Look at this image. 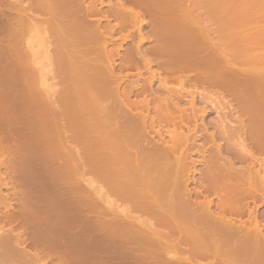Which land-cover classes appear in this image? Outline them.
Here are the masks:
<instances>
[{"label": "bare ground", "instance_id": "6f19581e", "mask_svg": "<svg viewBox=\"0 0 264 264\" xmlns=\"http://www.w3.org/2000/svg\"><path fill=\"white\" fill-rule=\"evenodd\" d=\"M107 1L105 2V0H93L87 5L86 0H0V75L6 74L7 76H9L15 73L13 69L10 67V64L13 62L14 59L21 57H33L29 53L25 54L23 49L24 46H26L29 37L31 36L38 37L40 41L39 44L42 45L49 44L51 47L53 46V49L57 52V56L55 58V63H57L56 69H58V65L60 66V64L62 67L64 66L62 65V63L64 64V60L66 58L64 59L63 57L64 55H66L65 53H67L68 49H69L68 52H70V46H68V44L71 43V41H73L74 39L71 41L67 39L66 36H69V33L73 31L77 32V35L74 34V36L76 35L75 38H78L76 39V41L79 42V45L80 44L84 45L83 43L86 42L88 44V42L96 41L95 43L98 45V49L96 50L97 51L96 53L94 52L95 54L93 53L95 55L93 57L97 58L96 62H98V64L97 63L95 65L92 64L93 67L89 70L80 69L82 66H84V64H87V62L91 60V59L89 60V58L91 57L90 53L92 52L90 51V53H87V52L79 51L78 54L79 77L76 76V78L79 79V87L78 85H76L77 83H75L74 87L79 89V92L76 95H79L80 93L81 96L83 95L82 99L87 100V101L84 100L85 101L84 103V101L81 99L83 102L80 103H82V105L84 103L85 105L91 104L93 106L91 110L93 109L92 114L95 116L96 119V121L93 120V122L96 123L87 120V122L89 121L90 123L93 124L90 123L89 124L86 123V124H88V126H90L91 129L93 130V131L91 130L90 132V134L93 133V138L91 139H95L96 142L98 143V146H95L98 147L97 149L98 152H97V158L95 157L96 162L94 163H96V165L99 163L105 164V162L106 165L107 163L109 164L106 169H105L106 166L104 167L102 165L101 167L103 168V170L99 171L98 168V170L96 169L95 171H97V173L100 175L101 178L105 180L107 179L106 181L107 182L109 181L108 183H110L115 187L114 188L116 189L114 193L116 195L115 197H117V199L120 201L123 200V202L124 201L130 202L131 208L129 207V210H125V209L121 210L117 205L118 202L115 203V199L114 202L111 199H110L111 201H109V198L107 196L105 198V195H103L102 193L103 189L102 190L97 189L98 190L96 192L97 194L94 193L95 195H93L94 196L93 198L94 199L96 198V200L91 201L90 198H92V196H90V198L85 197L86 199L89 198L87 199V201L92 202L89 204V202L87 203L85 199V203L91 205L90 206L91 209L86 208V210L89 209L90 215H93L95 218L93 219L90 218L89 215H85L88 223L86 224L85 218L82 215V217L84 218V223L82 222L81 223L82 225L95 227L97 230L102 232V234H100L98 231L96 232L93 229H91L92 231H94V234H96V236L99 237L100 235H103L101 236L102 243L99 244L100 241L97 242L96 240L93 241L90 240L92 242L95 241L96 243L83 240L84 238L83 234L87 232L86 226L82 230V234L81 231L78 232V230L81 229L83 226L82 227L80 226L81 228L79 227V229L77 228L78 229L77 234L79 236L80 233L81 237L80 236L79 237L84 241L83 243H81L82 240L80 241L78 239L79 238L78 236L77 239L80 241V244L79 242H77L78 240L74 237L76 235L74 236L70 235V237L67 236L69 234L76 233L74 232L76 231V228L74 230V228L72 227V225L74 224L68 226L66 223H62L65 221L62 220L61 222L60 220L64 217V215L70 214L71 212H72L71 214L74 215V212L76 210V209L75 210L72 209V207L74 208V206L70 205L72 207L69 209L67 208L68 206L64 207V202H63V208H62L61 207L62 202L59 200L60 201L59 204L61 203V206L59 208H56L58 207L57 206L58 204L57 203L55 204V202H53L55 205L53 203L52 204L50 203L52 201L50 200V196L47 193L48 190L47 191L45 190L43 193H35L34 190L36 189L34 188H33L34 190H31L28 187H25L21 190L18 189L17 186L18 181L14 179L16 178V176L18 177L19 181L21 180L23 186L24 185L30 186V184L33 182L32 180L33 178L30 176L29 173L31 171L28 172L26 170L31 169L32 168L31 164H33L34 162L31 163L32 160H30L31 164L30 163L27 164L26 163L27 161L24 160L26 157H23L24 159L22 158L23 159L22 160L20 159L21 156L19 157L16 156L17 154L14 151L17 150L21 153L22 156H27V159H30L28 155L23 154L24 151H21L24 147L26 148L27 144H25L24 142L20 144L17 138V136L19 135L18 132L16 133L17 136H15V138H13L14 135L11 134L12 132L9 133L11 131V126L9 127L8 126L9 124H6L5 122L4 118L6 116L5 113L6 111L4 110L3 113L1 109L4 107H2L0 109V206L4 207V211L3 209H2L3 212L0 210V214H1L0 215L1 216L0 217V264H49V262L52 259L56 261V263L54 262L55 264H114L116 263L117 260H119L118 258L117 259L114 258V260L116 259L115 262L112 260L111 256L114 257L113 255L117 254L114 253V250L116 251L118 250L117 252L121 251V254H118L119 257L120 256H122V258L126 257V260L128 258L133 259L134 260L133 263L135 264H197L196 262L197 261L199 262L198 259L200 257H206L207 255H212L214 258L221 257L219 258V261L218 258L217 259L211 258L214 261L217 260L218 264H224V262L226 261L225 259L224 261L221 260V262L223 263H219L220 259L223 258H226L227 260L231 259V262L234 259V263H237V261H239L237 257L241 255H243L245 258L246 255L249 256V258L247 257L248 259L246 258L247 260L243 264H264V224L259 219L260 217L258 215L253 216L254 215L253 213L255 212L252 211L253 209L247 210L248 211L247 213L250 214L248 221H243L239 218L235 219L236 217L233 218V216L231 217L229 215V214H235V215L237 214L239 216L243 215L246 212L245 206H247L244 205L245 203L244 201L248 198L258 197L257 198L258 201L260 198L262 200L264 199V158L257 157L255 155V151L251 148L252 146L249 147L250 145L248 146L246 142L243 140L244 142L240 144V146L238 147H241L240 148L242 151L241 153H243L242 155L243 163L244 160L246 162L244 163L245 166L238 167L234 161H231L230 159L227 158V156L225 157L224 155H222L223 152L222 147L216 143L217 138H215V134H214L215 132L213 134H208L207 139L204 138L212 142V144L215 147V149L214 148L212 149L216 151V154L211 153L210 155L214 154L213 157L212 156L210 158L208 157L207 158L208 160L205 159L206 160L205 163L207 164L205 168L207 169H204L206 171H204L205 174L203 173V175L205 176L204 178L205 181H207V184L205 186L203 185L201 186L204 187L205 189L208 188L210 191H213L215 195H217L216 193H218V191L220 192V190L226 191L224 192V194H222L223 197L221 195H218L220 197L219 199H221L222 202V205L220 204L221 207L219 205V208H221V210H219V208L218 210H216L217 208L216 209L213 208L214 201L211 200V198H209L210 196L209 197L202 196L200 190L201 186L198 187L199 188L198 189L196 185L197 184L196 177L195 179L192 178L193 180L191 181V178L189 179L188 177H185L186 173L187 174L189 173L186 171L189 170H186L185 171L186 173L183 172L185 170V167L187 168V166L190 163V162L187 163L188 165L185 166L186 165L185 160L187 154H185L184 152L186 150H189V149L185 150V147L186 145H188V143L190 144V139L193 141L192 144L193 148L191 146L192 149L195 150L194 147H197L196 150L197 152L200 151V155L202 151L203 152L205 151V150H200L202 149L203 145L200 144L199 142L200 135L197 134V129L199 128L197 120L199 121L198 119L199 117L203 119L202 117H204V115L206 114V110H205L206 108L204 110L202 109V107L198 108L200 105L199 106L197 105L198 107H196L195 92L198 91V89L191 91L193 85L194 86L196 85V87L197 85H199L200 87H202V89L203 88L206 90L209 89V93L213 91L212 90L213 88L215 90L217 87L221 90H224L225 93L234 96L240 103H242L244 110L251 112L249 115L250 126H248L247 128H249L248 131L249 134L251 135V139L253 140L252 143H254L255 148H257L258 150L260 151L264 150V135L262 134L263 135L262 136L260 134L259 135L257 134L259 130H261L262 132L263 131L262 129L264 128V103L261 104L259 107L254 108L253 106V102L255 100L260 98H262L261 100H263L264 98V66L258 67L261 64L264 65V53H257L256 51H252L254 50L255 43L260 44L261 42L264 41V31H262L259 34V36L255 37V39L251 40V42L248 43V45H245V47L240 46L241 48H237V47L235 48V46L232 45L234 46L232 47V49L233 48L234 49L231 50L232 52L230 53L228 52L226 54L225 52H223L226 51L225 48L224 50L223 48L221 49L218 47V44L216 43L218 40L216 39L217 41H214L211 38L209 40L208 36L210 34L217 32L218 33L220 32L222 34L223 29L227 24H229V22L233 23L234 21L238 20L241 25L243 26L248 25L250 23L249 19L243 16L228 17L223 15L222 17L221 14L220 15H218L219 13L217 14L218 4H216L217 3L215 2L216 0H204V1L198 0L199 3L201 4L203 3L202 6L203 7L205 6L208 9L207 11L208 12L210 11L211 14H209L210 13L209 12L208 15L206 16L205 14L204 17L201 14H199L201 16L198 15L199 17H197L196 14L195 18H193L194 17L193 16L192 17L193 19H190V23L188 18H190L191 16L185 18L187 19L190 25L194 26L192 30L194 32V36L197 38L196 40L197 41L200 40V42L202 41V43L206 42L205 45L207 44L206 46L209 49H206V47L204 46L206 49L205 52L203 51L204 47L200 48L203 49L202 51L204 52V53L200 52L201 55L203 54L202 57L199 56V54L197 55V53L199 52V50H197L198 52L196 51V55L192 54L194 57L195 56L197 57V58L195 57L196 59L188 56H183L184 58L183 61L181 60L177 61L176 60L177 58L175 60L174 59L172 60V58L175 57L173 55H172L173 57L171 56L170 52L172 51H170L169 53L171 58L169 56L167 57L166 56L167 54L166 55L163 54L161 63L159 62L160 65L157 63L158 64L157 69H155L156 67L153 66L154 64L152 61L147 60L145 59V57L142 56L139 49L131 50L132 51L130 52L131 54L129 53L128 54L131 57H134V55H136L139 56L138 58L143 59L142 61H144V66L143 65L142 66L145 69L144 71H148L147 73H149L152 79L148 83L146 82L147 85H144L145 88L143 87L138 90V93L140 95L151 94L150 98L146 96L139 101H131L128 99L130 98V95H132L133 91L139 87L137 83L138 79L137 81L134 79L135 82L133 81L132 84H131L132 80L130 79L131 81H130V86L128 84L129 86L128 89L127 90L125 89L123 94L120 93L119 88L123 83V81L126 79V77L119 75L117 72L116 73L118 75L115 74L114 68L109 65V61H111L112 59V58L110 59V52L112 51L109 50L111 49L109 47L113 43L116 44L115 42L116 40L114 37L116 27L118 26L129 27L131 23L138 25V24H142L143 21L141 22V20H139L141 16L140 13L132 8L127 7L124 0H116L115 2H113L112 0H107ZM143 3L145 4V0H133L132 4L142 6ZM253 3H258L259 5H263L264 0H255L253 1ZM106 4L113 5V7H115V5L118 4L114 9L115 13L113 11L112 12L117 17H119L120 21L115 26L111 24H107L106 28H104L105 29L104 31L101 28L102 26L100 27V24L98 25L96 24V23H100L101 19H104V17H100L99 18L100 21L97 19L95 25L92 24V20L90 17L93 15L101 16L102 13L101 7L105 6ZM183 16H181V18ZM169 18H172V16ZM173 18H174V14H173ZM178 18L180 17H177V19ZM157 21H159V18L158 20L156 19L155 23ZM163 21H165L164 18ZM187 21L183 23L186 24ZM165 22H168V20ZM173 22H174L173 19L172 20L170 19L168 25H172ZM188 23L185 26L190 28L191 26L188 25ZM201 23L202 25L203 23H205L203 25L205 27L201 26L200 25ZM208 23L212 25L208 26L209 25ZM163 25L167 26V24L165 23H163ZM140 26L141 25L137 27L140 28ZM158 26H160V24ZM176 27L177 26H175V28ZM163 28L165 30V27ZM159 29L160 31L162 30V28L157 27L156 31L154 28V31L157 32L158 35L161 34V37L163 38L165 33L162 34V32H159ZM185 31L190 32V30H186V29ZM174 33L176 34L177 32ZM174 33L169 35L173 36ZM221 34L220 37L222 39ZM139 35L141 36L140 39L139 38L138 39L140 41L142 40L144 41L145 39L144 36H142V34ZM169 35H165V36H168L169 38ZM179 36L180 35H178V38H181ZM128 38H129L128 34L127 36L124 35L125 40ZM64 41L65 43H63ZM164 41L165 40H163V42ZM221 41L224 42V40ZM194 43L196 44V42ZM224 46H226V43ZM229 46L231 47V45ZM159 47L161 48V46ZM159 47L157 48L159 49ZM163 49L164 46L162 50ZM159 50L156 49L155 50L156 53L154 51V53L157 56L159 54V53L157 54V51ZM251 51L253 52L252 54ZM36 52L34 51V54L40 55V53H42V52L40 53L39 52L36 53ZM71 52L74 53L73 51ZM254 52H256L257 54H254ZM163 53H165V51ZM160 54L161 55L159 56L161 57L162 53L160 52ZM138 58L136 57V59ZM164 58L166 59L168 58L169 60L166 59L164 60ZM34 59L35 58L33 57V60ZM136 59H132V60L136 61ZM134 62L132 63L134 64ZM130 63H128L127 65H129ZM36 65L38 66V68L35 65L32 64L30 65L28 63L19 70L20 71L19 73L16 74L18 76L19 75L31 76L33 79V84H35V82L38 81L39 83H37L36 85L37 86L39 85L38 87L43 86L41 89L33 85L34 89L38 88V90L37 91L35 90L33 93L37 92L38 94L39 90L43 91L46 87L47 88L49 87V89L51 88V83H48V80L50 81L49 77L53 75V71L51 69L50 70L48 69L47 71L46 70L47 67H45L46 69H42V67H40L39 62ZM67 66L68 64L64 66V68ZM55 67L56 66H54L53 68ZM158 67L159 69L162 70L163 73H165V75L161 73V70L160 71L158 70ZM260 68L263 69L259 70ZM56 71L57 73L59 72L58 74H62L64 73L65 70L62 71V69L61 70L59 69ZM139 71L140 70H138V72ZM141 75H138V77L139 76L141 77ZM9 77L11 78V76ZM128 77L129 76H127V78ZM113 81L114 83H117V86L116 87L112 86L113 88L112 89L110 88V85L111 83L114 84ZM193 81L195 82V84L192 85ZM155 82L158 83L157 93H162V96H157L156 90L154 88ZM8 83H10L9 80ZM42 83H44L46 87L44 85H41ZM176 84H178V86H176ZM74 87L71 88L73 89ZM53 89L55 88L52 87V89L49 90V92L47 90L46 93L49 94ZM45 91L42 93L45 94ZM218 92H222V91L219 90ZM203 94L207 95V93L205 94V90ZM222 94L223 93H221V95ZM85 95L87 96V98L88 95L90 96L93 95L94 97L91 98L89 96L90 98L87 99ZM163 95H167V96H163ZM183 95H191V99H189V101L187 100L188 101L187 105L191 108L190 109L191 112L187 111L188 109L186 105L184 106L181 105L183 99L186 98ZM38 98L40 99L43 97H38ZM154 99L155 100L157 99L155 102V104L157 103L156 105H153L152 101ZM40 102L39 104H42ZM42 102L44 104L46 103L44 102V100ZM211 104L213 105L214 102H211ZM82 105L79 107L81 108ZM152 105L155 106V110L154 108H152ZM1 106H3V104ZM82 108L84 109L85 106ZM82 108H81L82 111L86 109L85 108L83 110ZM111 108L112 109L114 108L113 111ZM152 109L154 114L151 116L149 113L151 112ZM6 110H9V107L8 108L6 107ZM86 110H88L89 112L90 109H86ZM154 111L157 112V114ZM3 114H5V116H3ZM39 114L38 116L40 117L42 114L40 115ZM201 125H202L201 129H203V125L205 124L203 123L200 124V126ZM19 126L17 128H19ZM86 126L84 125V127ZM156 126L160 128L162 127L168 128L166 130L167 133L166 135L169 138V139L167 138L168 140L162 136L161 131L159 130L157 131ZM191 126L193 128H191ZM12 127H13L12 129H14V126ZM82 127L83 125L81 126V128ZM47 128L48 126L46 124H41V125H37L34 131L40 135L43 134L47 130ZM150 128L153 134H151V132L148 131L150 130ZM184 128H186L187 131L184 130ZM155 129L156 132L154 131ZM199 129L198 131H200ZM15 130L14 132L17 131ZM25 130L27 133H24ZM25 130L23 131V134L21 131L23 137L28 133H33L29 129H25ZM203 130H207V127H204ZM18 131H20V129ZM51 132L52 131H50V133ZM262 133H264V131ZM7 134H9L11 138ZM82 134L84 136L86 135L84 133ZM39 135L37 136L35 135V136L43 139V136L45 134L41 136ZM51 135H53V133H51ZM156 135L158 136L159 141H157L158 139L155 140ZM36 137H33V139H35ZM45 137L48 138V135L46 134ZM52 138H48V139L51 140ZM37 139L38 138H36L35 140ZM35 140L33 141L35 142ZM42 143L44 142L42 141ZM49 143L51 142H48V144ZM5 152L6 154L8 153V156L10 155L12 156L11 158L7 156L8 160L2 162L3 160L1 158L3 153L5 154ZM30 152H32V150ZM12 153H15V156ZM20 153H18V155H20ZM13 156L17 157L18 161H15ZM43 158H45V156ZM92 160L95 159L93 158ZM200 160H198V162ZM186 161L188 162L189 160ZM192 163H194V158L192 159ZM246 163L248 164L246 165ZM256 164H258L259 166V167L257 166L258 168L256 167ZM29 165L30 168H27ZM201 165L204 166V164ZM3 168L6 169V170L4 169L5 171L7 170L9 171V172L7 171L9 173V177L7 178L8 181L6 179L1 178L3 175L2 174ZM95 168L96 167H94L92 170H94ZM214 171L218 172L216 174L217 176L213 174ZM147 173H153L154 174L153 178H150L149 176L148 178L145 177V174ZM183 173L185 174L183 175ZM194 173L196 172L194 171ZM194 173L192 172V174ZM12 175H16V176L13 177ZM106 175H109V177L105 178ZM203 175L201 176L203 177ZM33 177H36V175ZM202 179L203 178H201V180ZM40 183L42 186L43 182ZM101 183L103 184V182ZM20 184L21 183L19 182V185ZM191 185H194V187L193 186L191 187ZM48 186L51 185L48 184ZM3 188L7 190V193H5V191H4L5 194L3 193ZM43 188H45V185ZM60 188L61 187H59V189ZM56 190L57 189H53V190L51 189L52 192ZM62 190L63 189H60V191ZM11 193L13 194L14 197L13 196L11 197L10 195ZM72 193L73 192H71V194ZM53 194L55 195L57 194V192H53ZM58 194L57 196L60 198ZM63 194H65V192H63ZM82 195L83 193L81 194V196ZM95 196L97 197L99 196L98 197L99 200L104 199V202L106 199L109 208H103L104 206L96 208L97 204L99 206L102 203L101 201H100L101 203L97 202V204H95L96 205L95 207L92 206L94 201H98L97 197ZM12 198L15 199V201L16 200L18 201V203L14 201L18 209L15 208L14 210V204L12 203L13 201ZM82 202L84 201L82 200ZM79 206L81 207V210H83L84 212V208H85L84 204H79ZM61 208L62 209L65 208L64 209L65 211L62 210ZM71 209L72 211H70ZM76 211L78 212V208ZM131 211H135L138 213L132 214ZM83 212L82 214H84ZM79 213L81 214V211ZM87 213L88 212H86L85 214ZM80 214H78V216L76 214L74 217L77 216L76 218L79 219ZM110 214H112L113 216L108 217ZM82 217L80 218V221L83 220ZM51 220L53 221V223L54 220L56 222L60 221L61 224L66 225L68 228L70 227V229H68L69 231L67 232L65 231L64 229L66 228L65 226L62 225L59 226L60 222L59 223L57 222L58 225H56L55 222L56 226L55 225L52 226L53 223ZM89 227L87 228L88 233L91 232L89 233V235L91 234L92 236V231H89L90 230ZM158 227L164 228L165 231L159 230ZM166 228L169 229L168 232H166L167 231ZM64 232L65 234L69 232L66 235L68 238L65 237ZM88 233H86L87 236ZM98 233L99 235H97ZM93 236L96 237L95 235ZM89 237L90 236H88V238ZM101 237H99V239L97 240H100ZM201 237H204L205 240L203 244L200 242L198 244L197 240H199V238L201 240L202 239ZM92 238L93 237H91V239ZM193 242H195L199 246L198 245H197L198 247L192 246ZM207 257L210 260V257L209 256ZM243 260L241 261L243 262ZM241 261L240 263L237 264H242ZM227 262L229 263V261H226L225 263L228 264ZM117 264H120V262ZM207 264H211V263H207Z\"/></svg>", "mask_w": 264, "mask_h": 264}, {"label": "rangeland", "instance_id": "374dc122", "mask_svg": "<svg viewBox=\"0 0 264 264\" xmlns=\"http://www.w3.org/2000/svg\"><path fill=\"white\" fill-rule=\"evenodd\" d=\"M93 0H86V4L88 5V3H90V2H92ZM107 0H105V2H106ZM113 2H115L116 0H112ZM125 1V4H126V6L127 7H129V8H132V9H134V10H136V11H138L139 13H140V19L139 20H141V22H142V24H138V25H136V24H133V23H131L130 24V26L129 27H123V26H118V27H116V30H115V33H114V37H115V42H116V44L115 43H113L112 45H110V47L109 48H111V49H109L110 51H112V52H110V59H111V61H109V65L111 66V67H113L114 68V72H115V74H119V75H122V76H124V77H126V79L123 81V83L121 84V86H120V88H119V91H120V93H124V90L126 89H128V87L130 86V81H131V84H132V82L134 81V79L137 81V79H138V81H137V83H138V88H136L134 91H133V93H132V95H130V98L128 99V100H131V101H139V100H141V99H143V97H148V98H150V95L151 94H147V95H143V94H139L138 93V90L139 89H141V88H143L144 87V85H147L146 84V82L148 83L149 81H151L152 79H151V77H150V75H149V73H147L148 71H144L145 69L143 68V66H144V61H142L143 59H141V58H138L139 56H136V55H134V57H131L129 54H131L130 52H132L131 50H136V49H139L140 50V52H141V54H142V56L143 57H145V59H147V60H150V61H152L153 62V66H155L154 68L155 69H157V65L159 64L160 65V63H161V59L163 58V54H167L166 56L168 57H170L171 58V56L173 55L175 58H172V60L174 59H176L177 61H183V56H188V57H191V58H195L192 54H194V55H196V51L197 50H199V52L197 53V55L199 54V56H201L202 57V55H201V53L204 51L205 52V50L206 49H209L206 45H205V43L203 42L202 43V41L200 42V40H196L197 38L194 36V32H193V27L194 26H192V25H190L189 23H190V19H193V18H195V16H196V14H197V17H199V16H205V14H206V16L208 15V13L210 12H208L207 10V8L205 7H203L202 6V4L201 3H199L198 2V0H177V1H175V0H145V4L143 3L142 4V6H138V5H136V4H132L133 3V0L131 1H129V0H124ZM161 1V2H160ZM201 1H204V0H201ZM253 1H255V0H253ZM253 1L252 0H216L215 2H217L216 4H218V7H217V14L218 15H222V17H223V15L224 16H231V17H233V16H243V17H246L247 19H249V21H250V25L248 24V25H245V26H243V25H241L240 23H239V21L237 20V21H234L233 23H230L229 22V24H227L226 26H225V28L223 29V32H222V34L219 32H217V33H213V34H210L208 37H209V40H210V38L212 39V40H214V41H217L216 43L218 44V47L219 48H225L226 49V51H223V52H225L226 54L229 52H232L231 50H233L232 49V47H234L235 46V48L237 47V48H241V47H245V45H248V43H250L251 42V40H253V39H255V37H257V36H259V34L262 32V31H264V4L263 5H259L258 3H253ZM108 2V1H107ZM156 2H157V4H156ZM158 2H160V3H158ZM135 3V2H134ZM198 3V4H197ZM201 4V5H200ZM118 4H116L115 5V7L117 6ZM144 5V6H143ZM155 5V6H154ZM172 6V7H171ZM115 7H113V5H109V4H106L105 6H103V7H101V16H91L90 18H91V20H92V24L93 25H95V23H96V21H97V19L99 20V18L100 17H104V19H101V22L100 23H96L97 25L98 24H100V27L105 31V29L104 28H106V26H107V24H111V25H113V26H115V25H117V23L120 21V19H119V17H117L114 13H115V11H114V9H115ZM151 7V8H150ZM195 7V8H194ZM165 8V9H164ZM175 8V9H174ZM174 9V10H173ZM114 13H113V12ZM177 15H176V14ZM114 14V15H113ZM161 14V15H160ZM173 14H174V18H173ZM199 14H201V15H199ZM209 14H211V12L209 13ZM183 16L182 18H181V16ZM199 15V16H198ZM172 16V18H169V17H171ZM188 16L190 17V18H188ZM194 16V17H193ZM211 16V15H210ZM97 17V18H96ZM177 17H180V18H178L177 19ZM188 18V20H189V23H188V21H187V19L186 18ZM193 17V18H192ZM158 18H159V21H157L156 23H155V21H156V19L158 20ZM163 18L165 19V21H167L168 20V22H165V21H163ZM93 19H94V21H93ZM161 19V20H160ZM167 19V20H166ZM172 20L173 19V21L175 22H173L172 23V25H168V23H169V20ZM176 20V21H175ZM178 20V21H177ZM100 21V20H99ZM98 21V22H99ZM185 21H187V23H188V25H190L189 27L190 28H188L187 26H185L186 24H184L185 23ZM162 24H161V23ZM172 22V21H171ZM170 22V23H171ZM184 22V23H183ZM210 22V21H209ZM163 23H165V24H167V26H165V25H163ZM183 23V24H182ZM211 23V22H210ZM160 24V26H158V25ZM205 23H203V25H204ZM209 24V23H208ZM136 25V26H135ZM139 25H141L140 26V28L139 27H137V26H139ZM157 25V26H156ZM201 26H203L202 25V23L200 24ZM210 25H212V24H209L208 26H210ZM170 26V27H169ZM175 26H177L176 28H175ZM181 26V27H180ZM197 26V25H196ZM207 26V27H208ZM32 27V26H31ZM162 28V30L160 31V29H159V32H162V34L163 33H165V35H169V34H172V33H174V32H177L175 35L173 34V36L172 35H169V38H168V36H163V38L161 37V34L160 35H158L157 34V32H155L156 31V28ZM163 27H165V30H164V28ZM167 27V28H166ZM182 27H185V28H182ZM203 27H205V26H203ZM154 28H155V31H154ZM171 28V29H170ZM175 28V29H174ZM174 29V30H173ZM180 29V30H179ZM185 29L186 30H190V32L189 31H185ZM195 29V28H194ZM132 30V31H131ZM152 30V31H151ZM167 30V31H166ZM169 30V31H168ZM158 31V30H157ZM170 31H171V33H170ZM174 31V32H173ZM129 32H130V34H129ZM154 32V33H153ZM142 34V36H144V38L146 39V41H145V39H144V41L142 40V41H140L139 39H140V36L141 35H139V34ZM74 34H76L77 35V32L76 31H73V32H71V33H69V36H66L67 37V39H69L70 41L71 40H73V41H71V43H69L68 44V46H70V52L71 51H73L74 53H72L71 52V54H70V52H68L69 51V49L67 50V53H65L66 55H64V59L66 60V61H69V62H66L65 60H64V64L62 63V65H64V66H66L67 64H68V66L67 67H65L64 68V66L62 67L61 66V64H60V66L58 65V69H56L57 68V63H55V58H56V56H57V52L53 49V46L51 47L49 44H39L40 43V41H39V38L38 37H36V36H31V37H29V39H28V42L26 43V46H24V52H25V54H27V53H29L30 55H32L35 59L33 60V57H21V58H16V59H14L13 60V62L10 64V67L13 69V71L15 72V73H13L12 75H9V76H11V78L9 77V76H7L6 74H2V75H0V84H1V86H0V103H2L3 104V106H1L2 104H0V109L2 108V107H4V108H2L1 110H2V112L5 110L6 112V116H5V114H3V116H5V122H6V124H9L8 126L10 127L11 126V131L9 132V133H11V134H13L14 136H13V138H15V136H17L16 135V133L18 132V134L21 136L22 134H23V131L25 130V129H29L30 131H32L33 133H28L27 135H25L24 137H23V135L20 137L19 135L17 136V138H18V140H19V142H20V144H22L23 142L25 143V144H27L26 145V148L24 147L21 151H24V153L23 154H25V155H28L29 156V158L30 159H27V156H22L21 155V153L19 152V151H14V152H16V156H21V158L20 159H22L23 157H26L24 160L25 161H27L26 163L27 164H29L30 163V160H32V162L31 163H33V164H31L32 165V168H36L35 170L34 169H28V170H26V171H31V172H29L30 173V176L33 178L32 180H33V182L30 184V186H27V185H24L23 186V183L21 182V180L19 181L18 180V177L16 176V175H12L13 177H15L16 176V178H14L16 181H18V189H23V188H25V187H28L29 189H31V190H34V189H36V190H34L35 191V193H43L45 190L47 191L48 190V194H49V196H50V200L52 201V202H50L51 204L53 203V202H55V204L57 203L58 205V207H56V208H59L60 206H61V203L59 204V202L61 201L62 202V208H63V202H64V207L65 206H68L67 208H71L72 206H74V208L72 207V209H76L77 210V208H78V212L75 210V212H74V215L73 214H66V215H64V217L60 220L61 222H62V220L63 221H65V222H62V223H66L68 226H71L72 224H74V225H72V227L74 228V230H75V228H76V231H74V232H76V233H72V232H70V233H72V234H69V235H67V234H65V232H64V234H65V237H67V236H69L70 237V235L71 236H74V235H76V236H74L76 239L80 236V233H79V236H78V232L79 231H81V234H82V230L84 229V227L86 226V225H82V223H84V218H85V222H86V224H88L87 223V219H86V217H85V215H89V217L90 218H95L93 215H90V212H89V209H91V205H88L87 203L89 202V204L90 203H92V202H90V201H87V199H89L90 198V196H92V198L94 197L93 195H95V194H97L96 192L98 191L97 189H100V190H102V193H103V195H105V198H106V196L109 198V201H113L114 202V199H115V203H117L118 202V206H119V208L122 210V209H125V210H129V207L131 206V204H130V202H127V201H124L123 202V200H118L117 199V197H115L116 195L114 194L115 193V190L116 189H114L115 187L113 186V185H111L110 183H108L105 179H103V178H101L100 177V175L97 173V171H95L96 169L98 170V168H99V171L100 170H103V168L101 167L102 165L105 167V169L107 168V166L109 165L108 163H107V165H106V162H105V164L103 163V164H97L96 165V163H94V162H96V158H97V152H98V147H95V146H98V143L96 142V140L95 139H91V138H93V133L92 134H90V132H91V127L90 126H88V124L90 123V122H93V120L94 121H96V119H95V116L92 114L93 113V109L91 110V108L93 107L91 104H89V105H85L84 103H85V101L84 100H86V99H82L83 98V95L81 96L80 95V93H79V95H76V94H78V92H79V89L78 88H75L74 86H75V83H77L76 85H78V87H79V79H77L76 78V76L77 77H79V56H78V54H79V51H83V52H87V53H90V51L92 52V53H90V58H89V62H87V64H84V66H88L87 68L86 67H84V66H82L80 69H84V70H89V69H91L92 67H93V65L92 64H98V62H96V57L94 58L93 56H95L94 54L97 52L96 50L98 49V45L94 42V41H92V42H88V44H87V42L86 43H83L84 45H79V42H77L76 41V39H78V38H75L76 37V35L74 36ZM127 34H128V36H129V38L128 39H124V35H126L127 36ZM220 34L222 35V39H221V37H220ZM156 35H158V36H160V37H158V36H156ZM178 35H180L179 37H181V38H178ZM182 35V36H181ZM174 36H176V37H174ZM194 36V37H193ZM72 37V38H71ZM158 37V38H157ZM171 37V38H170ZM207 37V38H208ZM139 38V39H138ZM161 38V39H160ZM172 38H174V39H172ZM179 40H178V39ZM182 38H183V40H182ZM190 38V39H189ZM225 38V39H224ZM187 39V40H186ZM188 39H189V41H188ZM217 39V40H216ZM224 40V42H222L221 40ZM37 40H38V42H37ZM160 40V41H159ZM162 40V41H161ZM163 40H165L164 42H163ZM196 40V41H195ZM35 41H36V43H35ZM173 43H172V42ZM220 41V42H219ZM142 42V43H141ZM159 42V43H158ZM175 42V43H174ZM194 42H196V44L194 43ZM37 43H38V45H37ZM63 43H65V41L63 42ZM91 43V44H90ZM164 45H163V44ZM197 43H198V45H197ZM202 43V44H201ZM225 43H226V46H224L225 45ZM255 43V42H254ZM90 44V45H89ZM162 44V45H161ZM165 44H167V45H165ZM200 44V45H199ZM204 44V45H203ZM240 44V45H239ZM174 45V46H173ZM202 45V46H201ZM229 45H231V47L229 46ZM232 45H234V46H232ZM239 45V46H238ZM243 45V46H242ZM257 45H258V47H257ZM38 46V47H37ZM42 48H41V47ZM90 46V47H89ZM159 46H161V48L159 47ZM163 46H164V49L162 50V48H163ZM206 47V49H205V47ZM224 46V47H223ZM241 46V47H240ZM52 49H51V48ZM82 47V48H81ZM157 47H159V49H161V50H159ZM204 47V48H203ZM252 47H254V46H252ZM257 47V48H256ZM39 48H41V49H39ZM48 50H47V49ZM80 48H81V50H80ZM167 50H166V49ZM171 48H172V50H171ZM200 48H203V49H200ZM255 48H256V50H255ZM37 49V50H36ZM72 49V50H71ZM74 49V50H73ZM117 49H118V51H117ZM154 49V50H153ZM159 50V51H157V54H158V56L159 55H161L160 54V52L162 53V56L159 58L155 53H156V51L155 50ZM168 49H170V50H168ZM224 49V50H225ZM54 50V51H53ZM88 50H89V52H88ZM153 50V51H152ZM203 50V51H202ZM229 50V51H228ZM34 51L36 52H42V53H40V55L38 54H34ZM154 51H155V53H154ZM165 51V53H163ZM167 51V52H166ZM170 51H172V52H170ZM195 51V52H194ZM252 51H256L257 53H264V41L263 42H261L260 44L259 43H255V47H254V50H252ZM251 51V54L253 53ZM33 52V53H32ZM36 52V53H37ZM48 52V53H47ZM51 52V53H50ZM95 52V53H94ZM143 52V53H142ZM171 53V56H170V53ZM194 52V53H193ZM201 52V53H200ZM203 52V53H204ZM207 52V51H206ZM256 52H254V54H257ZM32 53V54H31ZM94 53V54H93ZM129 53V54H128ZM173 53V54H172ZM35 56H34V55ZM74 54V55H73ZM93 54V55H92ZM177 54V55H176ZM191 54V55H190ZM50 55H52V56H50ZM177 57H176V56ZM249 55H250V53H249ZM38 56H40V57H38ZM54 56V57H53ZM67 56V57H66ZM115 56V57H114ZM172 56V57H173ZM52 57V58H51ZM136 57L138 58V59H136ZM92 58H94V59H92ZM129 58V59H128ZM131 58V59H130ZM186 58V57H185ZM191 58H189V59H191ZM197 58V57H196ZM195 58V59H196ZM52 61H51V60ZM132 59H136V61L135 60H132ZM141 59V60H140ZM166 58H164V60H165ZM187 59V58H186ZM54 60V61H53ZM131 60V61H130ZM166 60H169L168 58L166 59ZM171 60V59H170ZM34 61V62H33ZM39 62V64H40V67H42V69H46L45 67H47V71H48V69L50 70H52L53 71V75L51 76V77H49V79H50V81L48 80V83H51V88L49 89V87L47 88L45 85H44V83H42L41 85H44L45 87V89L42 91V90H39V92H38V94H37V92H35V93H33L35 90L37 91L38 90V88H41L42 89V87L40 86V87H38L36 84L37 83H39L38 81L37 82H35V84H33V79H32V77L31 76H29V75H25V76H18L16 73H19L20 71V69L21 68H23L26 64H32V65H35L37 68H38V66L36 65V64H38V62ZM48 61V62H47ZM135 61V62H134ZM141 61H142V63H141ZM163 61V60H162ZM28 62V63H27ZM34 64H33V63ZM37 62V63H36ZM131 62V63H130ZM132 62H134V64L132 63ZM160 62V63H159ZM5 63V62H4ZM36 63V64H35ZM128 63H130L129 65H127ZM139 63V64H138ZM158 63V64H157ZM42 64V65H41ZM49 66H47V65ZM51 64V65H50ZM52 64H53V66H52ZM124 65V66H123ZM126 65V66H125ZM132 65H133V67H132ZM135 65H137V66H135ZM143 65V66H142ZM52 66V67H51ZM54 66H56L55 68H53ZM140 68H139V67ZM142 66V67H141ZM262 66H264L263 64H261V65H259L258 67H262ZM44 67V68H43ZM60 67H62V68H60ZM71 67V68H70ZM124 67H126V68H124ZM135 67V68H134ZM137 67V68H136ZM258 67H257V69H258ZM128 68V69H127ZM141 68H143V69H141ZM61 70L62 69V71H64V73H62V74H58L57 73V71L56 70ZM261 69H263V68H260L259 70H261ZM67 70V71H66ZM138 70H140L139 72H138ZM158 70L160 71L161 69H159V67H158ZM17 71V72H16ZM52 71H50V72H52ZM54 71H55V74H54ZM144 73H143V72ZM117 72V73H116ZM133 72V73H132ZM135 73V74H134ZM139 73V74H138ZM146 73V74H145ZM161 73H163L162 72V70H161ZM117 74V75H118ZM134 74V75H133ZM136 74H138V75H141V77L139 76L138 77V75H136ZM144 74V75H143ZM164 75H165V73H163ZM15 75H16V77H15ZM56 75V76H55ZM133 75V76H132ZM136 75V76H135ZM53 76H55V77H53ZM65 76V77H64ZM127 76H129L128 78H127ZM191 76H194V75H191ZM63 78H64V80H63ZM67 78H68V80H67ZM77 80H76V79ZM56 79H57V81H56ZM115 79V78H114ZM129 79V80H128ZM131 79V80H130ZM8 80H9V82L10 83H8ZM52 80V81H51ZM135 82V81H134ZM6 83V84H5ZM58 83V84H57ZM113 83H114V81H113ZM192 83V82H191ZM128 84H129V86H128ZM140 84V85H139ZM193 84H195V82L193 81V83H192V85ZM7 85V86H6ZM30 85H31V87H30ZM33 85H35V87H38V88H36V89H34V87H33ZM157 85H158V83H156L155 82V84H154V88H155V90H156V93H157ZM112 86H114V87H116L117 86V83H114V84H112L111 83V85H110V88H112ZM176 86H178V84H176ZM32 87H33V89H32ZM52 87L53 88H55V89H53L49 94L48 93H46L47 92V90L49 89V90H51L52 89ZM71 87H74L73 89L71 88ZM77 87V86H76ZM194 87H195V89H194ZM58 88V89H57ZM61 88V89H60ZM71 88V89H70ZM145 88V87H144ZM78 91H77V90ZM113 89V88H112ZM198 89V91H196L195 92V97H196V107H198L199 105V107L198 108H201L202 107V109L204 110L205 108V110H206V114L204 115V117H202L203 119H201V117H199L198 119H199V121L197 120V122H198V125H199V130L200 131H198V129H197V134L198 135H200V140H199V142H200V144L201 145H203L202 146V149H200L201 148V145H200V150H205L204 152H203V154H202V152H201V155H200V151L199 152H197V150H196V148L197 147H194L195 148V150L194 149H192L193 148V146H192V144H193V141L190 139V144L188 143V145H186V147H185V150L186 149H189V150H191V151H189V150H186V151H184L185 152V154H187V156H186V160H189L188 162L185 160V162H186V165L185 166H187L188 164L187 163H191V166H190V163H189V165L187 166V168L185 167V170L183 171V172H185L186 170H189V171H186V172H189L188 174L186 173V176L185 177H188L189 179L191 178V181L193 180L192 178H194L195 179V177H196V181H197V188L198 187H200L201 185H203V186H205L206 184H207V181H205V176L203 175V173L205 174V172L204 171H206V170H204V169H207V168H205L206 166H207V164L205 163L206 162V160H208L207 158L209 157H213V155L214 154H212V155H210L211 153H215L216 154V151L215 150H213L212 148H214L215 149V147H214V145L212 144V142L211 141H209V140H206L207 139V136H208V134H213L214 132V134H215V138H217L216 139V143L218 144V145H220L221 147H222V151L224 152V154H223V152H222V155H224L225 157L227 156V158L228 159H230L231 161H234L235 162V164L238 166V167H243V166H245V160H244V163H243V159H242V155H243V153H241L242 151H241V147H238V146H240V144H242L244 141L246 142V144L249 146V147H251L254 151H255V155L257 156V157H259V158H264V150H258L257 148H255V145H254V143H252L253 142V140L251 139V135L249 134V131H248V129L249 128H247L248 126H250L249 125V122H250V120H249V115H250V113L251 112H248V111H246V110H244V108H243V104L242 103H240L234 96H232V95H229L228 93H225V91L224 90H221V89H219V88H217L216 87V89L214 90V88L212 89V88H210V89H212L211 91L212 92H210L209 93V89L208 90H206V89H202V87H200L199 85H197V87H196V85L194 86L193 85V88L191 89V91L192 90H197ZM218 89V90H217ZM33 90V91H32ZM46 90V91H45ZM49 90H48V92H49ZM55 90V91H54ZM74 90H75V92H77V93H75L74 92ZM204 90H205V94L207 93V95H204L203 94V92H204ZM222 91V92H218V91ZM45 91V94H48V95H45L44 93H42V92H44ZM42 93V95H41V93ZM53 92V93H52ZM51 93H52V95H51ZM56 93V94H55ZM65 93H67V94H65ZM73 93V94H72ZM138 93V94H137ZM198 93V94H197ZM221 93H223L222 95H221ZM64 94V95H63ZM159 94H161V95H159ZM203 94V95H202ZM36 95H38V96H36ZM40 95V96H39ZM136 95V96H135ZM50 96V97H49ZM81 96V97H80ZM86 96V95H85ZM84 96V97H85ZM90 95H88V98H92V97H94L93 95H91L90 97H89ZM157 96H162V93H157ZM163 96H167V95H163ZM170 96H172V95H170ZM184 97H186V98H184L183 99V101L181 102V105H186L187 106V111H190L191 112V108L187 105L188 104V101H189V99H191V95H183ZM4 97V98H3ZM38 97H43V98H38ZM28 98V99H27ZM79 98H80V101H79ZM86 98H87V96H86ZM87 98V99H88ZM123 98H124V96H123ZM37 99H39V100H37ZM84 101V103H83V105L85 106V108L86 109H90L91 110V113H90V110H89V112H88V110H86L85 108V110L82 108V107H84L83 105H82V103H80V102H83L82 100ZM133 99V100H132ZM262 98H260V99H257V100H255L254 102H253V106H254V108L255 107H259L261 104H263L264 103V98H263V100H261ZM44 100V102H46L45 104L42 102ZM155 100V99H154ZM152 101L153 102V105H156L155 104V102H156V100L155 101ZM187 102H186V101ZM198 100V101H197ZM25 101V102H24ZM41 101V102H40ZM87 101V100H86ZM89 101V100H88ZM30 102V103H29ZM39 102L40 103H42V104H39ZM49 102V103H48ZM211 102H214V104L213 105H215V106H213L212 104H211ZM48 103V104H47ZM186 103V104H185ZM203 103V104H202ZM28 104V105H27ZM59 104V105H58ZM43 105H45V106H43ZM82 105V109L84 110V111H82L81 110V108L79 107V106H81ZM152 105V108H154V110H155V106H153ZM198 105V106H197ZM203 105V106H202ZM41 106H43V107H41ZM182 106V107H183ZM185 106V107H186ZM6 107L8 108L9 107V110H6ZM53 107V108H52ZM54 107H56V108H54ZM59 107V108H58ZM189 107V108H188ZM80 108V109H79ZM37 109V110H36ZM60 109V110H59ZM112 109V108H111ZM114 109V108H113ZM113 109H112V111H113ZM79 110H81V111H79ZM37 111H38V113H37ZM156 111H157V108H156ZM11 114H10V113ZM155 112V111H154ZM4 113V112H3ZM7 113H9V114H7ZM42 114L40 117L38 116V114ZM63 113V114H62ZM89 113V114H88ZM156 114H157V112H155ZM37 114V115H36ZM39 114V115H40ZM88 114V115H87ZM151 116L154 114L153 113V109L151 110V112L149 113ZM57 115V116H56ZM7 117V118H6ZM13 117H15V118H13ZM38 117V118H37ZM85 117H87V118H85ZM62 118V119H61ZM61 119V120H60ZM84 121H83V120ZM206 121H205V120ZM242 119V120H241ZM86 120V121H85ZM87 120H89L88 122H87ZM202 121V123H201V121ZM80 121V122H79ZM83 123H82V122ZM243 121V122H242ZM18 122H19V124H18ZM21 122V123H20ZM56 122V123H55ZM78 122V123H77ZM40 123V124H39ZM64 123H66V124H64ZM86 123H88V124H86ZM93 123H96V122H93ZM93 123H90V124H93ZM149 123V122H148ZM205 124V125H203V129H204V127H207V130H203V129H201L202 128V125L200 126V124ZM41 125V124H46L47 126H48V128H47V130L43 133V134H38L37 132H35L34 131V129H36V127H37V125ZM20 125V126H19ZM35 125H36V127H35ZM80 125V126H79ZM83 125V127L81 128V126ZM84 125L86 126V127H84ZM12 126H14V129H12L13 127ZM19 126V128H17ZM23 128H22V127ZM50 126V127H49ZM28 127V128H27ZM53 127V128H52ZM57 127V128H56ZM88 127V128H87ZM17 128V129H16ZM32 128V129H31ZM82 130H81V129ZM159 128V129H158ZM191 128H193L192 126H191ZM17 131H16V130ZM20 129V131H18ZM48 129H49V131H48ZM77 129V130H76ZM156 129H157V131L159 130V131H161V133H162V136L163 137H165V139H167L168 138V136L166 135L167 133H166V130L168 129L167 127L166 128H164V127H162V128H160V127H157L156 126ZM156 129L154 130L155 132H156ZM14 130L16 131V132H14ZM184 130H186V128H184ZM263 131H264V128L262 129ZM21 131H22V134H21ZM50 131H52L51 133H53V135H51V133H50ZM80 131V132H79ZM93 131V130H92ZM148 131H150L151 132V134H153L152 133V130H151V128H150V130H148ZM187 131V130H186ZM208 131V132H207ZM262 131V132H263ZM47 132V133H46ZM211 132V133H210ZM261 132V130H259L258 132H257V134L259 135H264V133H262ZM15 133V134H14ZM24 133H27L26 132V130L24 131ZM36 133V134H35ZM65 133V134H64ZM82 133H84V134H86L85 136L82 134ZM87 133H89V134H87ZM45 134V135H44ZM46 134L48 135V138H52V137H54V138H52L51 140H49L47 137H45L46 136ZM82 134V135H81ZM8 136H9V134H7ZM31 135H34V136H31ZM37 135H39V136H41V135H44L43 136V139H41L40 137H36ZM62 135V136H61ZM262 135V136H263ZM5 136H6V134H5ZM50 136V137H49ZM60 136V137H59ZM72 136V137H71ZM204 136V137H203ZM206 136V137H205ZM10 137V136H9ZM33 137H36V138H38L37 140H35V139H33ZM46 139H45V138ZM157 137V138H156ZM11 138V137H10ZM25 138V139H24ZM84 138V139H83ZM89 138V139H88ZM204 138H206V139H204ZM41 139V140H40ZM47 139H48V141H47ZM69 139V140H68ZM85 139H87V140H85ZM91 139V140H90ZM158 139V140H157ZM169 139V138H168ZM167 139V140H168ZM14 140V139H13ZM30 142H29V141ZM33 140H35V142L33 141ZM46 140V141H45ZM62 141V143H61V141ZM94 140V141H93ZM155 140H157V141H159V138H158V136L156 135L155 136ZM208 141V142H206V141ZM244 140V141H243ZM42 141L44 142V143H42ZM60 141V142H59ZM93 141V142H92ZM48 142H51V143H49L48 144ZM15 143V142H14ZM45 143H46V145H45ZM93 143V144H92ZM95 143V144H94ZM204 143V144H203ZM43 144V145H42ZM61 144H62V146H61ZM72 146H71V145ZM29 145H30V148H29ZM45 145V146H44ZM59 146V147H58ZM191 146H192V148H191ZM32 147V148H31ZM46 147V148H45ZM205 148V149H204ZM26 149V150H25ZM28 149H30V150H28ZM42 149V150H41ZM45 149V150H44ZM49 149V150H48ZM72 149V150H71ZM256 149H257V151H256ZM32 150V152H30ZM225 150V151H224ZM29 152V153H26V152ZM33 151H34V153H33ZM58 151V152H57ZM212 151H215V152H212ZM47 152V153H46ZM91 152H93V153H91ZM18 153H20V155H18ZM192 153V154H191ZM199 153V154H198ZM14 156H15V153H12ZM189 154H190V156H189ZM194 154V155H193ZM45 156V158H43L44 156ZM206 155V156H205ZM207 155H209V156H207ZM7 156H8V153L6 154V152H5V154L3 153V155H2V162H4V161H6V160H8V158H7ZM11 156L12 155H10V156H8L9 158H11ZM13 156V157H14ZM93 156V157H92ZM5 157V158H4ZM12 157V158H13ZM32 157V158H31ZM96 157V158H95ZM201 157V158H200ZM203 157V158H202ZM7 158V159H6ZM95 159V160H92V159ZM194 158V163H192V159ZM232 158V159H231ZM14 159H15V161H18V158L17 157H14ZM13 159V160H14ZM17 159V160H16ZM22 159V160H23ZM34 159V160H33ZM89 159V160H88ZM201 159V160H200ZM203 159H204V161H203ZM206 159V160H205ZM191 160V161H190ZM198 160H200L199 162H198ZM210 160V159H209ZM236 160V161H235ZM91 161V162H90ZM195 162H197V163H195ZM254 162H256V161H254ZM59 163V164H58ZM192 164H194V165H192ZM196 164V165H195ZM201 164H204V166L203 165H201ZM248 163H246V165H247ZM87 165V166H86ZM99 165V166H98ZM199 165V166H198ZM195 166V167H194ZM258 166V164H256V167ZM27 167V166H26ZM94 167H96L94 170H92ZM190 167V168H189ZM259 167V166H258ZM257 167V168H258ZM27 168H30V165L27 167ZM27 168H25V169H27ZM90 168V169H89ZM194 168V169H193ZM5 168H3L2 169V171H3V175H2V179H6L7 181H8V177H9V171L7 172V171H5L4 170ZM47 169V170H46ZM104 169V170H105ZM197 170V171H196ZM201 170V171H200ZM5 171V172H4ZM194 173V171L196 172V173H194V174H192V172ZM8 174H7V173ZM27 172V173H28ZM84 172V173H83ZM202 172V173H201ZM81 173V174H80ZM185 173H183V175L185 174ZM218 172L217 171H214V173L213 174H217ZM32 174V175H31ZM53 174V175H52ZM36 175V177H33V176H35ZM99 175V176H98ZM147 175V176H146ZM191 175V176H190ZM201 175H203V177L201 176ZM84 176H85V179H84ZM90 176V177H89ZM148 176L150 177V178H153V176H154V174L153 173H147V174H145V177H147L148 178ZM217 176V175H216ZM45 177V178H44ZM49 177V178H48ZM87 177V178H86ZM100 177V178H99ZM107 177H109V175H106L105 176V178H107ZM83 178V179H82ZM199 178V179H198ZM201 178H203L202 180H201ZM36 181H35V180ZM43 179V180H42ZM102 179V180H101ZM42 180V181H41ZM207 180V179H206ZM19 182L22 184H20L19 185ZM40 182H43L42 183V186H41V183ZM45 182V183H44ZM96 182V183H95ZM101 182H103V184L101 183ZM90 183V184H89ZM96 185V187H95V185ZM99 183V184H98ZM40 184V185H39ZM48 184L49 185H51V186H48ZM101 184V185H100ZM44 185H45V188H43L44 187ZM46 185H47V187H46ZM16 186V187H17ZM41 186V187H40ZM94 186V187H93ZM100 186V187H99ZM194 187V185H191V187ZM20 187V188H19ZM59 187H61L60 189H63L62 191H60V189H59ZM76 187V188H75ZM99 187V188H98ZM34 188V189H33ZM73 188H74V190H73ZM51 189L53 190V189H57L56 191H53V192H57V194L60 196V198L57 196V194H53V192L51 191ZM83 190V191H81V190ZM199 189V188H198ZM17 190V189H16ZM40 190V191H39ZM59 190V191H58ZM72 190V191H71ZM85 190V191H84ZM200 190H201V193H202V196H207V197H209V198H211V200H213L214 202V207L213 208H217L216 210H218V208H219V205L221 204L222 205V202H221V199H219L220 197L218 196V195H221L222 196V194H224V192H226L225 190H220V192L218 191V193H216L217 195H215V193L213 192V191H210L208 188L207 189H205L204 187H200ZM203 190V191H202ZM4 191H5V193H7V190L5 189V188H3V193H4ZM19 191V190H18ZM33 191V192H34ZM50 191V192H49ZM81 191V192H80ZM52 192V193H51ZM63 192H65V194H63ZM71 192H73L72 194H71ZM78 192H80V193H78ZM4 193V194H5ZM60 193H61V195H60ZM68 193V194H67ZM83 193V195L81 196V194ZM95 193V194H94ZM105 193V194H104ZM204 193V194H203ZM220 193V194H219ZM51 194V195H50ZM53 194V195H52ZM62 194H63V196H62ZM75 194V195H74ZM92 194V195H91ZM108 194V195H107ZM11 195V197L13 196V194L11 193L10 194ZM14 197V196H13ZM63 197V198H62ZM85 197H89V198H85ZM95 197H97V196H95ZM99 197V196H98ZM97 197V200L98 201H94V202H96V203H94L93 202V204H92V206H96L95 204H97V202L98 203H101L99 206H98V204H97V206H96V208L97 207H103V208H109V206L107 205V202H106V199H105V202H104V199L103 200H99V198ZM223 197V196H222ZM52 198V199H51ZM92 198H90L91 199V201L92 200H96V198L94 199H92ZM195 198V197H194ZM252 198V199H251ZM251 198H248V199H246L244 202V205H247V206H245V210H246V212L243 214V215H235V214H229L231 217L233 216V218H235V219H241V220H243V221H248V219H249V215L250 214H248L247 212V210L248 209H253L252 211H255L253 214V216H255V215H258L260 218V220H261V222H263V224H264V220H263V218H264V199L262 200L260 197V199H259V201H258V197L257 198H253V197H251ZM13 199V198H12ZM81 199V200H80ZM85 199H86V202L87 203H85ZM111 199V200H110ZM116 199H117V201H116ZM60 200V201H59ZM82 200L84 201V202H82ZM15 199H13V201H12V203L14 204V210H15V208H17L18 209V207L16 206V204H15V202H17L18 203V201L16 200L15 202ZM101 201V202H100ZM82 202V203H81ZM76 203V204H75ZM54 204V203H53ZM54 204V205H55ZM79 204H84V206H85V208H84V212H83V210H81V207L79 206ZM103 204V205H102ZM70 205H72V206H70ZM217 207H216V206ZM221 205H220V207H221ZM70 206V207H69ZM83 206V207H84ZM93 207V208H94ZM248 207V208H247ZM0 210L2 211V209H3V211H4V207L3 206H0ZM61 208V209H62ZM66 208V209H67ZM86 208H89L88 210H86ZM131 208V207H130ZM65 209V208H64ZM64 209H62V210H64ZM72 209L70 210V211H72ZM83 209V208H82ZM214 209V210H215ZM73 210V211H74ZM85 210H86V212H88L87 214H85L86 212H85ZM219 210H221V208H219ZM2 211V212H3ZM65 211V210H64ZM81 211V214L79 213ZM82 212L84 213V214H82ZM67 213H68V211H67ZM131 213L132 214H137L138 212H135V211H131ZM77 214V216H78V214H80L79 215V217L81 218L82 217V215L84 216V218L82 217V221H80V218L79 219H77L76 217H74L75 215ZM261 214V215H260ZM1 215V214H0ZM70 215H73V216H70ZM113 215L112 214H110L108 217H112ZM1 217V216H0ZM67 217V218H66ZM69 217V218H68ZM76 218V219H75ZM89 218V219H90ZM252 219H253V217H252ZM80 221V223H79V221ZM263 220V221H262ZM52 221V220H51ZM60 221H57L58 223L60 222ZM153 221V220H152ZM55 220H54V223H53V221H52V226H54L55 225ZM56 222V225H58V223ZM61 222L59 223V226L60 225H62V226H65L66 228H64L65 229V231L67 232V231H69L68 229H70V227L68 228L66 225H63V224H61ZM68 222V223H67ZM82 222V223H81ZM70 223V224H69ZM55 225V226H56ZM61 226V227H62ZM82 228H81V227ZM79 227L81 228V229H79ZM89 226L87 225L86 226V230H87V232H85L84 233V231H83V240H87L88 242H92L93 240H96L97 242H99L100 241V243L99 244H101L102 243V237L101 236H103V235H100L99 237H101L100 238V240H97V239H99V237L98 236H96V234H94V231H98L100 234H102V232H100L99 230H97L95 227H89V231H92L91 229H93L94 231H92V236H91V234L89 235V233H91V232H89L88 233V228ZM79 230H78V229ZM159 228V227H158ZM161 228V227H160ZM159 228V230H164L165 231V229L164 228H161L160 229ZM167 229V228H166ZM77 230H78V232H77ZM168 230L169 229H167V231L166 232H168ZM86 233H88V236H90L89 238H88V236L86 235ZM99 233L97 234V235H99ZM67 235V236H66ZM87 237H86V236ZM93 235H95L96 237H94ZM78 236V237H77ZM81 237V236H80ZM80 237L78 238L80 241L82 240V239H80ZM91 237H93L92 239H91ZM68 238V237H67ZM74 238V239H75ZM86 238H88V239H86ZM202 239L200 240V238H199V240H197L198 241V244H199V242L200 243H202L203 244V242H204V240H205V238L204 237H201ZM75 239V240H76ZM77 239V240H78ZM218 239V238H217ZM76 240V241H77ZM77 241V242H79V244H80V241ZM82 240V242L81 243H83L84 241ZM90 240H92V241H90ZM196 240V239H195ZM195 240H193V241H195ZM196 241V242H197ZM202 241V242H201ZM95 242V241H94ZM94 242H92V243H94ZM96 243V242H95ZM198 244H196L195 242H193L192 243V246H196V247H198L199 245ZM198 245V246H197ZM187 247V246H186ZM116 250H114V253H117V254H114L113 256L114 257H112L111 256V258H112V260L115 262V260L118 258L119 260H117L116 261V263H114V264H117V263H119L120 262V264H135V263H133L134 262V260L133 259H129L128 257V259L126 260V257L124 258H122V256H120L119 257V255L118 254H121V251H119V252H115ZM188 251V250H187ZM187 251H186V253H187ZM184 252H185V250H184ZM174 253V252H173ZM179 254V253H178ZM207 256H212V255H207ZM206 256V257H207ZM243 255H241V256H239V257H237V259L239 260V261H237V260H235V261H237V263H240V261L241 260H243V262L241 261V263L243 264L248 258H249V256L248 255H246V258L244 257H242ZM200 257L198 260H199V262L197 261L196 263L197 264H202V263H204V264H207V263H211V264H218V262H217V260L216 261H214V260H212V259H217L218 258V261H219V258H221V257H217V258H214L213 256L212 257H210V260H209V258L207 257ZM114 258H116L115 260H114ZM212 258V259H211ZM224 259L226 260V261H229V263L228 264H237V263H234V259L232 260V262H231V259L229 260H227L226 258H223V259H220V262L219 263H223V262H221V260H223L224 261ZM236 259V258H235ZM80 260V259H79ZM133 260V261H132ZM202 260V261H201ZM124 263H123V262ZM132 261V262H131ZM202 263H201V262ZM225 261V262H226ZM53 262V263H52ZM56 263V261L55 260H51L50 262H49V264H55ZM129 262V263H128ZM224 262V264H226Z\"/></svg>", "mask_w": 264, "mask_h": 264}]
</instances>
